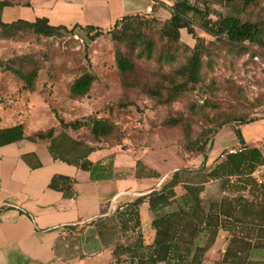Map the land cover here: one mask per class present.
<instances>
[{
  "label": "crops",
  "instance_id": "obj_1",
  "mask_svg": "<svg viewBox=\"0 0 264 264\" xmlns=\"http://www.w3.org/2000/svg\"><path fill=\"white\" fill-rule=\"evenodd\" d=\"M98 6L97 0H32L4 7L1 18L9 23L47 17L56 26H85L89 25L86 16L99 10ZM151 6L149 0H105L112 24L128 14L148 13ZM44 84L40 74L37 89ZM37 96V92L21 89L14 76L0 71V129L23 123L26 136L0 145V264H129L125 258L115 261L113 246L131 243L138 235L144 244L163 239L174 249L193 255L197 246L211 241L213 232L202 264H264V235L259 236L264 221L259 224L252 195L241 193L252 203L247 217L237 216L239 207L233 205L228 214L218 212L216 226L206 225L212 204L238 195L225 189L224 179L201 182L200 204L178 183L167 204L151 209L144 201L130 215V202L161 188L165 179L160 171L146 162L160 177L148 172L136 176L138 158L120 146L89 154L87 159L93 163L89 170L55 159L50 140L31 139L46 129L28 132ZM229 148L245 146L239 141L228 147L213 146L211 153L215 159ZM56 176L74 179L71 197L50 186ZM155 219L163 223L154 226Z\"/></svg>",
  "mask_w": 264,
  "mask_h": 264
},
{
  "label": "rangeland",
  "instance_id": "obj_2",
  "mask_svg": "<svg viewBox=\"0 0 264 264\" xmlns=\"http://www.w3.org/2000/svg\"><path fill=\"white\" fill-rule=\"evenodd\" d=\"M9 1L12 4H23L32 0ZM149 1L153 4L150 15L163 20L170 17L168 5L176 0ZM190 1L209 10L213 20L218 15L230 14L243 20L264 19V0L248 6L240 2L227 4L222 0ZM97 4L101 8L98 6L99 10L95 9L86 16L87 24L102 29L110 28L113 24L109 20L105 0H97ZM190 16L195 35L186 28L181 30L179 42L170 48L174 60H135L136 73L132 77L142 84H166V76H171L192 53L197 43L196 37L204 40L207 49L203 54L201 81L190 84L186 91L167 105L157 103L138 88L122 85L114 61V42L109 34L90 42L87 49L85 33L80 29H76L74 34L65 33L63 37L36 36L31 30L25 29H21L14 39L0 36V61L26 55L27 59L22 63L25 71L37 66L39 75L45 80L43 88L37 91L40 97L37 96L34 101V109L31 108L34 113L28 123V132L55 127L60 141L66 140L65 136L69 135L97 149L116 146L130 149L148 168L153 169L146 162L160 171L164 181L169 180L177 170H196L204 163L201 154L188 150L191 142L193 144L208 138L205 155L208 161L214 159L211 153L213 146L236 145L239 140L231 126L234 119L243 118L247 121L241 125L246 142L250 146L262 148L264 46L249 42L235 46L217 40L200 27L198 17ZM155 39L160 45L161 40L158 37ZM88 61L98 79L88 95L73 99L69 95L70 84L87 67ZM0 71L12 75L1 68ZM123 102L133 105L119 107L118 103ZM57 117L67 122L102 117L118 124L119 128L114 135L97 143L92 142L90 133L83 129L63 130ZM146 172L136 171V174L143 177ZM259 192L256 188L257 195L252 199L258 210L264 207V195Z\"/></svg>",
  "mask_w": 264,
  "mask_h": 264
},
{
  "label": "trees",
  "instance_id": "obj_3",
  "mask_svg": "<svg viewBox=\"0 0 264 264\" xmlns=\"http://www.w3.org/2000/svg\"><path fill=\"white\" fill-rule=\"evenodd\" d=\"M227 4L240 2L245 6L256 5L258 0H222ZM30 4V3H23ZM12 4L9 0H0V36L14 39L21 29L31 30L36 36L43 37H63L65 33L74 34L76 29L84 32L86 40V49L90 42L98 37L109 34L114 42V61L115 66L121 76V83L125 87L138 88L146 95L155 99L161 105L172 103L182 92L189 88L190 84H198L202 78L203 54L207 46L202 38H197V43L192 49V53L187 57L185 63L175 69L171 76H166V84L158 83L150 85L139 82L135 77L136 59L158 61L175 59L170 48L174 43H178L181 37V30L186 28L193 35L192 14L200 20V27L217 40L226 41L235 46L245 45L246 42L264 46V19L259 21L243 20L236 15H218L216 19L210 18V11L204 6L199 7L190 0H176L172 5H168L170 17L167 19L156 18L150 13H133L122 16L110 27L102 29L94 25L75 24L71 28L65 25H52L47 17H38L34 21L18 19L13 22H4L1 18V12L4 7ZM158 37L161 44L155 39ZM27 59L24 56H14L5 61H0L2 71H9L21 84V89L29 92H37V82L39 68L32 67L25 71L22 63ZM18 64V66H17ZM38 78V79H37ZM98 76L92 71V64L88 61L87 67L72 80L69 87V95L73 99L81 98L89 94L93 83ZM43 88V87H42ZM133 104L128 102L118 103V106L125 108ZM60 127L63 130H85L90 133L92 142L100 143L103 139L114 135L119 125L107 118L94 117L91 120L83 121L75 119L65 121L57 117ZM232 121L234 133L245 149L236 153L227 154L225 157L218 155L210 165H207V142L208 138L190 143L188 150L201 154L204 157V163L196 170H177L171 178L164 181L159 190L139 197L130 202V215H134L139 206L148 201L150 208L165 205L169 201L172 189L178 183H182L184 188L194 197L195 204H200L199 193L203 189L201 182L207 179L226 180L225 189H233L238 195L228 200L222 198L220 202L214 203L207 214L206 225L216 226L218 224V212L229 213L231 206L239 207L237 216L247 217L250 213V206L254 202L248 197L242 195V192L254 196L256 188L259 193L264 195V189L261 188L253 175L258 166L264 163V146H248L243 135L241 125L245 122L243 118H237ZM180 122V121H179ZM55 127L33 134L31 139L50 140V152L55 159L64 160L76 164L84 170H89L93 163L87 159L90 152L96 150L95 146L85 143L66 135V140L60 141L56 134ZM213 132V129L209 131ZM217 133V132H216ZM25 125L23 123L0 129V145L16 142L25 139ZM191 141V138H190ZM226 151V150H224ZM223 152V151H222ZM137 172L147 171L160 177L158 172L148 168L140 159H137ZM136 174V176H138ZM197 179V181H195ZM194 182V183H193ZM74 179L69 177L56 176L52 178L50 186L64 191V195L71 197L73 195L72 185ZM259 224L262 225L264 218V207L258 210ZM138 215V214H137ZM216 219V220H215ZM240 221V220H239ZM163 220L155 219L153 224L157 226ZM215 232L212 234L211 241L205 246H197L195 253L190 251H178L174 249L171 242L163 239H156L152 244H144L141 235H138L131 243H116L114 247V259L116 262L124 261L129 264H202L206 251L212 244ZM264 235V229L260 227L259 236Z\"/></svg>",
  "mask_w": 264,
  "mask_h": 264
},
{
  "label": "built area",
  "instance_id": "obj_4",
  "mask_svg": "<svg viewBox=\"0 0 264 264\" xmlns=\"http://www.w3.org/2000/svg\"><path fill=\"white\" fill-rule=\"evenodd\" d=\"M152 8L153 6L148 8V12H152ZM243 149H233V148H229L226 151H223L220 153L221 157H225L227 154H232V153H236L237 151H241ZM257 184L264 189V163L261 164L260 166L257 167V169L255 170V172L253 173Z\"/></svg>",
  "mask_w": 264,
  "mask_h": 264
}]
</instances>
